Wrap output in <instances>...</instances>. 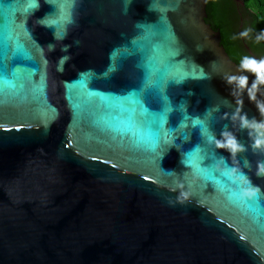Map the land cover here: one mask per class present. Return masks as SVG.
<instances>
[{
  "label": "water",
  "instance_id": "95a60500",
  "mask_svg": "<svg viewBox=\"0 0 264 264\" xmlns=\"http://www.w3.org/2000/svg\"><path fill=\"white\" fill-rule=\"evenodd\" d=\"M32 2L0 0V264H264V116L206 0Z\"/></svg>",
  "mask_w": 264,
  "mask_h": 264
},
{
  "label": "trees",
  "instance_id": "16d2710c",
  "mask_svg": "<svg viewBox=\"0 0 264 264\" xmlns=\"http://www.w3.org/2000/svg\"><path fill=\"white\" fill-rule=\"evenodd\" d=\"M250 3L251 0H206L205 23L220 33L221 45L238 66L244 56L264 58V40L257 41L264 31V0H255V11ZM245 30L249 35L242 37L240 33Z\"/></svg>",
  "mask_w": 264,
  "mask_h": 264
},
{
  "label": "clouds",
  "instance_id": "9594fccd",
  "mask_svg": "<svg viewBox=\"0 0 264 264\" xmlns=\"http://www.w3.org/2000/svg\"><path fill=\"white\" fill-rule=\"evenodd\" d=\"M255 0H251L249 7L255 11L254 8ZM242 37H247L249 35V30H245L240 33ZM264 40V31H261L260 35L257 36V41ZM66 50V49H65ZM242 73H249L255 77L251 87H249L248 75H233L226 78V82L229 85H235L233 95L235 96L237 92L242 94L245 90L248 93L249 99L254 102L257 106L258 111L261 116H264V100H258V93L260 94L261 86H264V58L256 59L255 57L244 56L240 60L239 69ZM240 107L237 109V113L233 116V119L239 117L240 125L242 129H249V134L252 137V132H255L256 137H252L254 143L251 145L253 151L258 149H264V121H256L255 119L249 121L246 115H241L243 101L240 99L237 101ZM224 140H215V145L218 149L228 150L235 157L239 152L245 151L244 147L237 141L235 136L229 132L223 133ZM258 177L264 176V161L258 162L257 172ZM250 183V181H249ZM260 189L257 187L254 191L246 192V196H255L259 193ZM187 194L182 193V198L186 197Z\"/></svg>",
  "mask_w": 264,
  "mask_h": 264
},
{
  "label": "snow or ice",
  "instance_id": "6c2138e0",
  "mask_svg": "<svg viewBox=\"0 0 264 264\" xmlns=\"http://www.w3.org/2000/svg\"><path fill=\"white\" fill-rule=\"evenodd\" d=\"M31 6L34 7V8H37V9H38V7H39V2H38V0H33Z\"/></svg>",
  "mask_w": 264,
  "mask_h": 264
}]
</instances>
